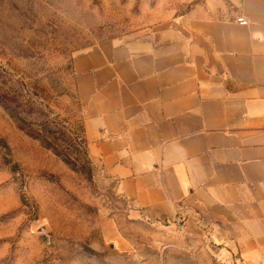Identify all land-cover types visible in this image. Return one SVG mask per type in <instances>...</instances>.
<instances>
[{"label": "crops", "instance_id": "0c3cea01", "mask_svg": "<svg viewBox=\"0 0 264 264\" xmlns=\"http://www.w3.org/2000/svg\"><path fill=\"white\" fill-rule=\"evenodd\" d=\"M72 70L117 207L264 264V0H206L154 40L76 54Z\"/></svg>", "mask_w": 264, "mask_h": 264}, {"label": "rangeland", "instance_id": "374dc122", "mask_svg": "<svg viewBox=\"0 0 264 264\" xmlns=\"http://www.w3.org/2000/svg\"><path fill=\"white\" fill-rule=\"evenodd\" d=\"M205 2L0 0V95L51 145L0 105V264H242L183 225L133 221L117 207L86 148L72 70L76 54L154 40Z\"/></svg>", "mask_w": 264, "mask_h": 264}, {"label": "trees", "instance_id": "16d2710c", "mask_svg": "<svg viewBox=\"0 0 264 264\" xmlns=\"http://www.w3.org/2000/svg\"><path fill=\"white\" fill-rule=\"evenodd\" d=\"M9 101L6 100V97L0 95V105L6 110V112L15 119V121L18 123V125L24 129L30 136L34 138H39L41 143L45 145L46 147H51V145L48 143V141L42 137H39V132L35 129H32L29 125L30 122H28L21 113L17 112L15 108L11 107L8 103Z\"/></svg>", "mask_w": 264, "mask_h": 264}, {"label": "built area", "instance_id": "2783aa9c", "mask_svg": "<svg viewBox=\"0 0 264 264\" xmlns=\"http://www.w3.org/2000/svg\"><path fill=\"white\" fill-rule=\"evenodd\" d=\"M238 21H239L240 23H246V20L243 19L242 17H238Z\"/></svg>", "mask_w": 264, "mask_h": 264}]
</instances>
